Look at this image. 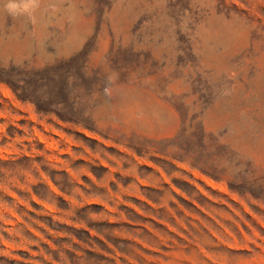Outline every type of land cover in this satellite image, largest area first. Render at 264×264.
Listing matches in <instances>:
<instances>
[{
    "label": "rangeland",
    "instance_id": "rangeland-1",
    "mask_svg": "<svg viewBox=\"0 0 264 264\" xmlns=\"http://www.w3.org/2000/svg\"><path fill=\"white\" fill-rule=\"evenodd\" d=\"M0 0V264H264V0Z\"/></svg>",
    "mask_w": 264,
    "mask_h": 264
},
{
    "label": "clouds",
    "instance_id": "clouds-1",
    "mask_svg": "<svg viewBox=\"0 0 264 264\" xmlns=\"http://www.w3.org/2000/svg\"><path fill=\"white\" fill-rule=\"evenodd\" d=\"M38 4V0H8L6 8L10 13L29 12Z\"/></svg>",
    "mask_w": 264,
    "mask_h": 264
}]
</instances>
